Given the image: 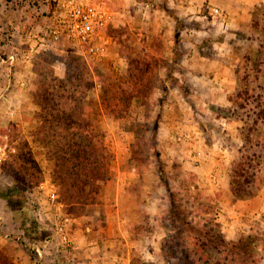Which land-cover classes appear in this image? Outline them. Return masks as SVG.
Segmentation results:
<instances>
[{
    "label": "rangeland",
    "instance_id": "1",
    "mask_svg": "<svg viewBox=\"0 0 264 264\" xmlns=\"http://www.w3.org/2000/svg\"><path fill=\"white\" fill-rule=\"evenodd\" d=\"M96 1L106 3L114 23L106 53L90 60L50 38L44 50L30 52V34L46 38L52 29L50 5L0 0V250L13 264H189L179 241L184 225L171 219L170 207L226 241L257 238V264H264V167L251 197H236L233 170L249 154L240 136L243 111L236 118L229 101L246 81L264 83V0ZM149 55L159 66L146 101L136 97L127 114L116 115L111 83L104 88L111 112H103L100 81L123 83L129 63ZM84 70L94 81L72 107H93L111 159L97 196L71 212L36 134L37 98L44 94L39 82L74 88ZM24 147L41 180L22 193L9 168L18 167ZM28 219L46 233L38 245L23 238Z\"/></svg>",
    "mask_w": 264,
    "mask_h": 264
},
{
    "label": "trees",
    "instance_id": "2",
    "mask_svg": "<svg viewBox=\"0 0 264 264\" xmlns=\"http://www.w3.org/2000/svg\"><path fill=\"white\" fill-rule=\"evenodd\" d=\"M150 57H144L143 62L138 65L129 63L128 75L123 83L106 79L104 82L100 81L103 84L100 96V108L103 112H111L108 110V100L112 102L113 112L119 116L130 111L134 98L146 101L157 79L155 69L159 66L156 61H147ZM85 72L88 71L84 70L83 74ZM86 77V74H77L74 79L78 82L74 88H67L57 79H51L47 83L39 82V88L44 94L37 98L40 110L37 113L39 125L36 134L41 137L39 142L47 148L48 159L54 163L52 179L62 200L69 207L67 210L71 212L76 209L73 205L88 204L97 196L100 182L106 180L111 159L105 153L104 144L101 138H98V130L92 121L93 107L90 106V112L83 109L85 111L82 113H75L72 107L81 105V100L76 96L87 86L85 84H93L94 80H88ZM111 83L116 93L107 100V91H104V88ZM229 101L233 105L232 111L236 118L240 110L243 111L240 136L245 144L243 149L249 154L241 158L242 161L234 168L230 187L239 199L248 198L259 180V170L264 167V83L252 85L246 81L244 86L229 97ZM99 139L101 142L98 146ZM27 149L24 147L22 150H26L25 153L17 157L18 167L9 168V172L15 176L16 187L22 193L31 190L41 180L40 170ZM170 204L172 206V203ZM168 212L171 219L176 218L184 225L179 241L183 245L182 252L187 254L184 257L187 263L257 264V238L247 236L236 241H226L221 233L213 228L186 223L184 218L179 219L180 213L170 207ZM22 233L23 238L31 245H38L46 238V233L40 230L36 222L29 219L24 221ZM33 257L36 258L35 255ZM0 264H13V259L8 258L4 250H0Z\"/></svg>",
    "mask_w": 264,
    "mask_h": 264
},
{
    "label": "built area",
    "instance_id": "3",
    "mask_svg": "<svg viewBox=\"0 0 264 264\" xmlns=\"http://www.w3.org/2000/svg\"><path fill=\"white\" fill-rule=\"evenodd\" d=\"M50 5L52 29L46 38L38 33L30 34L29 51L38 52L47 47V38L52 42H66L75 52L85 59L95 60L102 57L108 49L107 29L113 23V12L105 2L96 0H46ZM148 7L147 4H144ZM218 10H213V15ZM26 59L29 58L27 54ZM54 200V193L51 194ZM63 233L64 228H58ZM64 242L67 241L63 237Z\"/></svg>",
    "mask_w": 264,
    "mask_h": 264
},
{
    "label": "crops",
    "instance_id": "4",
    "mask_svg": "<svg viewBox=\"0 0 264 264\" xmlns=\"http://www.w3.org/2000/svg\"><path fill=\"white\" fill-rule=\"evenodd\" d=\"M148 7H149V5H148ZM113 23H114V21H113ZM113 23H112V26H113ZM107 37H108L109 43H111V39H112L111 36L109 34H107ZM22 262L25 263L26 262L25 259L22 260L20 263L22 264ZM36 262H37V264H40L39 260L38 261L36 260Z\"/></svg>",
    "mask_w": 264,
    "mask_h": 264
}]
</instances>
